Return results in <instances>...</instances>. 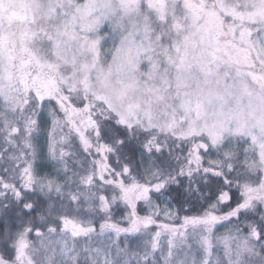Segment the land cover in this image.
Returning <instances> with one entry per match:
<instances>
[{
    "label": "snow or ice",
    "instance_id": "obj_1",
    "mask_svg": "<svg viewBox=\"0 0 264 264\" xmlns=\"http://www.w3.org/2000/svg\"><path fill=\"white\" fill-rule=\"evenodd\" d=\"M0 264H264V0H0Z\"/></svg>",
    "mask_w": 264,
    "mask_h": 264
}]
</instances>
